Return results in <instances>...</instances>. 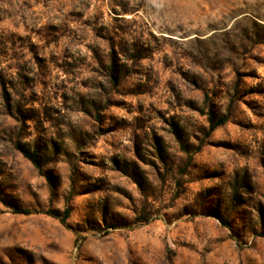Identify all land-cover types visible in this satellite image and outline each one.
<instances>
[{
  "label": "rangeland",
  "instance_id": "obj_1",
  "mask_svg": "<svg viewBox=\"0 0 264 264\" xmlns=\"http://www.w3.org/2000/svg\"><path fill=\"white\" fill-rule=\"evenodd\" d=\"M0 264H264V0H0Z\"/></svg>",
  "mask_w": 264,
  "mask_h": 264
},
{
  "label": "trees",
  "instance_id": "obj_2",
  "mask_svg": "<svg viewBox=\"0 0 264 264\" xmlns=\"http://www.w3.org/2000/svg\"><path fill=\"white\" fill-rule=\"evenodd\" d=\"M212 122V119L210 120ZM225 120L224 119H220L218 120L216 123L212 122V125H211V131L215 130L217 127L221 126L222 124H224ZM29 157L31 159H33V155H29ZM68 217V213L65 212L64 214V218H67Z\"/></svg>",
  "mask_w": 264,
  "mask_h": 264
}]
</instances>
